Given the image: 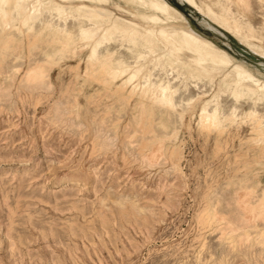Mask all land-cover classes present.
Listing matches in <instances>:
<instances>
[{"label": "rangeland", "instance_id": "obj_1", "mask_svg": "<svg viewBox=\"0 0 264 264\" xmlns=\"http://www.w3.org/2000/svg\"><path fill=\"white\" fill-rule=\"evenodd\" d=\"M168 1L186 14L195 29L264 81V62L250 47L219 31L185 0ZM206 1L196 0L202 6ZM261 1L251 0V10L235 3L231 7L264 37ZM29 39L22 44L19 39L0 40V50H5L0 51V264H264L263 223L258 221L260 231L251 228V239L243 238L242 244L230 240L226 222L220 224L208 216L212 201L218 204L222 198L218 210L237 217L234 197L243 178L249 176L264 185V158L253 142L257 136L250 119L243 115L248 104L239 106L232 126L211 132L199 123L200 113L195 110L184 115L183 122L175 118L176 113L171 112V122L164 114L163 121L171 126L163 131L158 111L145 113L140 100L122 95L120 84L117 90L103 85L101 76L92 78L85 57L82 62L67 59L50 72V83L35 86L27 73L36 67L33 60L41 59L42 53L33 46L34 39ZM252 41V46L264 48V43ZM207 84L191 81L188 93L184 88L180 91L178 105L195 100L199 92H207L206 100H211L219 82ZM124 107L125 116L120 119ZM133 116L139 119L135 123ZM152 118L157 121L152 123ZM148 125L166 136L156 161L148 155L157 157L158 151L152 149L159 141L151 140L153 135L148 133L153 129ZM224 207H228L226 211Z\"/></svg>", "mask_w": 264, "mask_h": 264}, {"label": "bare ground", "instance_id": "obj_2", "mask_svg": "<svg viewBox=\"0 0 264 264\" xmlns=\"http://www.w3.org/2000/svg\"><path fill=\"white\" fill-rule=\"evenodd\" d=\"M223 1H227L226 4H224ZM234 1L235 2L232 0H208L205 2V6H202L199 5L196 0H185L187 5L215 25L219 31L231 37L239 38V42L241 41L245 47H250L253 54H255L260 61L264 62V48L260 46H252L253 44H256L252 40H258L261 43H264L263 35H257L256 33L259 31L257 30L258 32H256L255 27L250 23L245 22V19L237 15V13H234L231 7V4L235 3L240 6L244 5L247 7L245 9L249 10L251 7L249 8L248 6L251 5V0ZM260 3H262L261 0ZM114 10L120 12L126 17L115 14ZM240 10L241 8L239 11ZM241 13L242 11L240 12V15ZM185 15L186 14L180 12L175 5L168 0H0V40L2 42V40L5 39H19L17 42L19 41L20 44H22L26 38L27 40H30L29 38L34 39L33 46L40 50L42 57L40 59L39 56L38 59L33 60L35 61L36 67L33 69L31 68V71L27 74L29 81L32 80L36 83L35 86L50 83V72L54 67L60 66L67 59L73 60L78 58L79 61L82 62L85 57L86 68H91L90 74L92 75V78L101 76L102 80L99 81H103V85L109 84L117 90L119 89L118 85L120 84V91L123 93L121 94L125 98L130 97L140 100V105L143 104L142 110H144L145 113L146 111H150L154 114L155 111H158L161 116H158L157 113V116L160 117L158 120H162L161 123H159L160 121H158V123L163 131L171 126H168V124L165 123V119L163 121L164 114L168 115L169 122H171L173 116L171 112L176 113L175 118H180L183 122V116L195 110H199L200 113L199 123H201L205 129H211V132L213 129L216 130L232 126L237 121L240 110L239 106L248 104L249 108L246 111H243V115L250 119V123L253 127L251 130H253L257 136L256 140H253V142L259 147H257L258 151L261 152V156L264 158V141L262 139V137L264 138V113H260L261 107L264 108V81L254 76L253 73L244 67V65L238 64L235 61L236 58L234 59L231 57L223 48L221 49L218 47L216 43L212 42L207 36L198 31L197 28L195 29L189 23L188 18ZM243 15H245L244 12ZM251 41L254 43L251 44ZM11 44L9 47H11ZM2 49L3 48H1L0 51H2ZM3 51L5 50L3 49ZM32 52L33 51H31V54ZM160 75H163V79H161ZM191 81L207 82L213 85L218 81L220 88L218 89V92L213 95L211 100H206L208 95L207 92H199L195 100L190 99L187 101V104L181 103V105H178V96L182 95L180 94V91L182 88L187 91L190 88L189 85ZM196 89H198L197 86H195V90ZM186 93H188V91ZM114 94H112V96H114ZM223 97L227 101H230L231 105L224 104ZM145 103H148V105ZM108 105L110 107V104ZM107 109L106 111L108 112ZM113 109L116 108L112 107V110ZM123 109L125 110V107L120 110L121 113L124 112ZM138 109L141 113L140 108ZM116 111L119 112V109ZM113 113L115 114V110ZM113 113L111 111V114ZM151 113H149V115L153 116ZM119 114L120 112L118 115ZM115 115L117 116V114ZM115 115H113L114 118ZM122 115L123 118L125 116L124 113L121 114L120 119ZM139 116L140 114L138 115V118ZM133 118L135 119L133 120ZM133 118L132 120L135 123V120L138 118L137 116H133ZM144 118L142 121H144ZM156 119L157 118L153 119L154 121L151 120L152 123L157 121ZM103 120L104 119H102V121ZM109 121H107V125H109ZM243 122L242 124H244ZM107 125L106 127L109 128ZM113 125L115 126V124ZM126 125H129V122H127ZM114 126H111V128H114ZM145 127H143L144 130ZM148 127L153 129L148 133L150 136L151 134L153 135L151 140L154 142L159 141L158 146L156 145L157 147H154L152 151L155 153L162 147L160 150L162 152L163 144H166V142H164V139L166 138L164 132V135H162V132L160 134V132L156 131V128L154 129L153 126L150 127L148 125ZM240 127L242 128L241 125ZM102 128L105 127L102 126ZM176 128L177 126L174 129ZM129 131L131 132V130ZM174 131H176V133L178 132L177 130ZM126 132L127 131H125V133ZM171 132L172 131H170V133ZM227 132L228 130L225 133ZM137 133L139 132L137 131ZM134 134L135 133L132 135ZM227 134L230 135V133ZM144 136L141 135V138ZM230 136L232 137V135ZM109 138L112 140L114 139L111 138L110 135ZM239 139L241 138L239 137ZM148 140H142V142ZM168 141H170V138ZM100 142H102V140ZM150 142H147V145ZM161 142H163V144ZM177 142L178 141H176V143ZM153 144L154 143H152V145ZM150 145H148V148L151 147ZM250 145L251 144H249L248 147ZM146 146H144L145 150ZM155 154H157V157H153V154L148 155L149 160L151 159L153 161L155 159L154 161H156V159L159 158V151ZM144 155L145 154L142 156L144 157ZM158 161L159 160H157V162ZM262 161L263 160H261V163ZM145 163L147 164V160ZM241 170L239 172H241ZM239 181L236 182L239 183ZM230 185L235 186V183L231 182ZM228 187L230 189V186ZM233 189L235 188L233 187ZM212 195L215 197L214 194ZM235 195L236 197H234V200L239 213L237 214V217H235L236 213L235 216H233L231 212L225 213L218 210L220 209L219 205L222 198H219L220 200L218 199V204L214 205L212 204L213 201L210 200L212 201L211 207L213 211H209L210 215L208 216H210V219L214 221L216 220L219 223L220 221L227 223L229 235H231L230 240L232 239L233 242L235 240L241 242L243 238L245 241L248 240L249 242V239H251V228H256L260 231V229L257 228V222L259 221L264 224V185L261 181H251L249 176L245 177L240 181ZM211 196L209 198H211ZM231 197L229 196V198ZM231 200L233 201V197ZM235 207L236 206H234V208ZM226 208L224 211H226ZM232 211H234V209H232ZM263 224L262 226L264 227ZM247 228L249 229L247 230ZM260 228L262 227L260 226ZM260 236L261 238L262 236L264 237V235ZM226 238L227 240L229 239L227 236ZM224 240L225 237L223 238V241ZM238 245H240V243H238ZM230 246L231 244L229 247Z\"/></svg>", "mask_w": 264, "mask_h": 264}, {"label": "water", "instance_id": "obj_3", "mask_svg": "<svg viewBox=\"0 0 264 264\" xmlns=\"http://www.w3.org/2000/svg\"><path fill=\"white\" fill-rule=\"evenodd\" d=\"M176 7V6H175ZM179 10V9H178ZM180 11V10H179ZM181 12V11H180Z\"/></svg>", "mask_w": 264, "mask_h": 264}]
</instances>
